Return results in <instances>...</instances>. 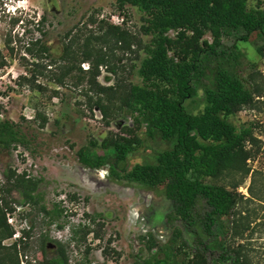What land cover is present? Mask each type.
I'll list each match as a JSON object with an SVG mask.
<instances>
[{"label": "rangeland", "instance_id": "obj_1", "mask_svg": "<svg viewBox=\"0 0 264 264\" xmlns=\"http://www.w3.org/2000/svg\"><path fill=\"white\" fill-rule=\"evenodd\" d=\"M247 8L264 9V0H248ZM148 17L130 4L119 9L115 0H0V120L14 122L26 140L23 145L0 150V184L2 172L8 167L41 178L38 191L43 203L51 208L61 200L69 214L58 221H65L63 229L47 223L41 215L35 219L33 233L20 248L25 264L41 260L40 234L66 240L69 226L84 209L104 215L107 237H112L113 246L120 253L117 261L106 259L96 246L89 255L92 264H137L153 256L165 259V247L169 258L161 264L191 256L192 247L186 242L189 235L162 189L117 183L107 167H86L76 156L77 149L91 141L96 143L92 149L101 153L104 139L123 136L133 144L127 158L130 168L135 163H154L155 153L164 147L158 138L147 135L141 118L122 107L130 82L160 89L168 86L156 79L143 80L138 73L145 53L135 41L149 43L150 35L141 28ZM110 25L118 29L110 31ZM68 31L76 56H72L74 62L71 59L66 63L59 57ZM180 31L186 37H180ZM168 36L172 41L169 55L175 58L194 40V34L187 29L169 30ZM204 40L225 46L236 42L244 55L236 72L254 90L251 105L226 117L238 130L249 126L251 137L213 181L239 195V234L231 240L232 244H241L250 264H264V55L256 51V45L263 40L254 34L244 42L209 30H204L199 43ZM42 46L47 51L39 52ZM88 50L90 61L81 62L83 52ZM65 64H72V72L65 77V85L58 86L52 78ZM89 65L90 76L98 67L97 80L106 86L101 93L91 88L88 91ZM23 76L35 83L32 85ZM210 79L211 72L206 81ZM97 102L104 106L105 114ZM185 104L189 111L200 112L204 106L202 90ZM41 117L46 118L44 127H40ZM73 193L77 194L76 199L70 197ZM12 197L18 199V194L13 192ZM13 206L15 210L7 216L15 234L4 240L6 244L31 224L26 215L29 206ZM54 254L53 245L48 244L47 255ZM77 257L73 250L71 262Z\"/></svg>", "mask_w": 264, "mask_h": 264}, {"label": "trees", "instance_id": "obj_2", "mask_svg": "<svg viewBox=\"0 0 264 264\" xmlns=\"http://www.w3.org/2000/svg\"><path fill=\"white\" fill-rule=\"evenodd\" d=\"M248 0H115L119 9L126 4L136 6L149 17L142 31L150 35L149 43L136 40L145 56L138 68L143 80H159L168 84L164 88H153L128 83L122 97V107L131 115H136L146 124L150 138H158L164 147L155 153L154 163H135L127 166L128 155L133 144L123 136L106 138L101 143L103 152L92 149L96 143L81 146L76 151L78 161L89 168L107 167L117 183L135 184L144 189H162L171 201L173 210L183 222L191 245L188 259H173L172 264H250L243 247L231 242L239 230V195L223 184L214 182L229 161L241 153L244 142L251 137V128L242 126L239 130L226 117L233 115L243 106L251 105L254 90L236 72V66L244 57L236 42L230 46L209 43L199 38L204 30L211 33L234 36L235 40L247 42L252 35L263 40L256 45L258 55H264V9L247 8ZM110 31L117 26L110 25ZM190 30L194 40L190 46L175 58L169 55L172 41L169 30ZM180 37H186L183 31ZM71 31L66 32L60 60L74 62L75 51ZM130 47V46H129ZM47 51L42 46L39 52ZM38 55V54H37ZM83 60L90 61V52H83ZM71 62V63H72ZM79 62V69L81 70ZM66 65V64H65ZM87 88L101 93L106 86L97 80L98 67L90 76L87 67ZM72 72V64L66 65L53 75L58 86L65 85V77ZM211 72L210 81H206ZM35 83L34 79L28 80ZM41 88L39 84L36 85ZM33 87V86H31ZM202 90L204 106L198 113L189 111L187 100L198 96ZM105 114L104 106L96 103ZM2 106L0 105V115ZM46 118L41 117L40 127ZM25 136L14 122L0 120V150H9L17 144H25ZM0 184V264H20V248L30 237L35 219L41 215L49 224L58 229L65 227L58 222L68 217V210L61 200L48 208L43 203V195L38 191L41 178L26 172H16L5 168ZM18 194V199L12 193ZM72 199L77 194H69ZM29 206L26 213L31 218L27 229L22 228L21 236L10 244L4 240L14 234L8 222V212L15 206ZM72 213V212H71ZM236 216L232 218V216ZM238 222V223H237ZM66 240L40 234L39 248L42 254L37 264H92L94 248L104 258L117 261L119 251L113 246L111 236L107 237V221L98 211L83 210L76 222L69 226ZM90 237V238H89ZM54 247L55 254L47 255V245ZM72 247V248H71ZM78 257L71 262V252ZM165 259L169 249H164ZM153 256L137 264H161L166 260ZM30 264V263H28Z\"/></svg>", "mask_w": 264, "mask_h": 264}, {"label": "built area", "instance_id": "obj_3", "mask_svg": "<svg viewBox=\"0 0 264 264\" xmlns=\"http://www.w3.org/2000/svg\"><path fill=\"white\" fill-rule=\"evenodd\" d=\"M19 233L20 234L17 237L21 236V232H19ZM14 234H15V232H14ZM20 264H25L24 261H23V259H22V255H20Z\"/></svg>", "mask_w": 264, "mask_h": 264}, {"label": "clouds", "instance_id": "obj_4", "mask_svg": "<svg viewBox=\"0 0 264 264\" xmlns=\"http://www.w3.org/2000/svg\"><path fill=\"white\" fill-rule=\"evenodd\" d=\"M4 1H6V0H4ZM7 3V2H6ZM7 5L9 6V2L7 3Z\"/></svg>", "mask_w": 264, "mask_h": 264}]
</instances>
